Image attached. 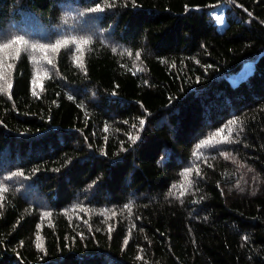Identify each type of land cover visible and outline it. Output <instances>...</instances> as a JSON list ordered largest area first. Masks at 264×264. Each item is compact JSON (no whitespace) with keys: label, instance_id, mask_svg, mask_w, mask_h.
Masks as SVG:
<instances>
[{"label":"trees","instance_id":"trees-1","mask_svg":"<svg viewBox=\"0 0 264 264\" xmlns=\"http://www.w3.org/2000/svg\"><path fill=\"white\" fill-rule=\"evenodd\" d=\"M0 48V264H264V0H0Z\"/></svg>","mask_w":264,"mask_h":264},{"label":"rangeland","instance_id":"rangeland-1","mask_svg":"<svg viewBox=\"0 0 264 264\" xmlns=\"http://www.w3.org/2000/svg\"><path fill=\"white\" fill-rule=\"evenodd\" d=\"M216 15H217V18H218V23L220 25H222V23H223L222 17L219 14H217V13H216ZM249 67H250V63L245 64V66L242 68V70L239 71L238 73H236L233 76V79L235 80V79H238V78L242 77L245 74V72L249 69Z\"/></svg>","mask_w":264,"mask_h":264},{"label":"snow or ice","instance_id":"snow-or-ice-1","mask_svg":"<svg viewBox=\"0 0 264 264\" xmlns=\"http://www.w3.org/2000/svg\"><path fill=\"white\" fill-rule=\"evenodd\" d=\"M22 41H19V40H17V41H13L12 42V44H21L22 45ZM12 45L11 44H6V45H4L3 46V48H10ZM0 50H3L2 48H0ZM233 123H235V122H233Z\"/></svg>","mask_w":264,"mask_h":264}]
</instances>
